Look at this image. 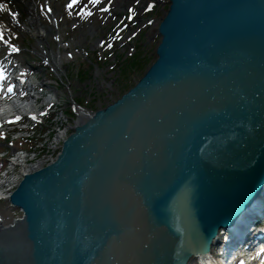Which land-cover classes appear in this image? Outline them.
<instances>
[{"label": "water", "instance_id": "obj_1", "mask_svg": "<svg viewBox=\"0 0 264 264\" xmlns=\"http://www.w3.org/2000/svg\"><path fill=\"white\" fill-rule=\"evenodd\" d=\"M158 33L134 87L14 191L0 264H187L256 200L264 0H169Z\"/></svg>", "mask_w": 264, "mask_h": 264}, {"label": "rangeland", "instance_id": "obj_2", "mask_svg": "<svg viewBox=\"0 0 264 264\" xmlns=\"http://www.w3.org/2000/svg\"><path fill=\"white\" fill-rule=\"evenodd\" d=\"M69 1L50 0L48 2L53 12L57 15V23L60 24L59 28L54 29L48 37L49 46H44L42 49L41 44L28 33V28L22 30L23 34L19 41L25 50L19 56V60L23 63H32L34 60L42 63L43 56L50 57L51 51L56 54L60 53L63 61V71H58L56 65L52 64L56 72L52 75L50 69H44L42 70L44 71L43 73L38 74V78L40 75L43 77L41 82L47 85L46 91L50 95L49 97L58 96L55 98L60 106L58 119L61 120V124L64 122V130H70L69 128L75 125L77 120L75 114L71 113L69 105L65 109V114L68 116H64V102L67 100H69V103L70 100H75L81 107L94 113L99 109L105 108L113 98H118L124 92H127L141 79L155 60V50L160 43L158 27L169 6L168 0H124L122 2L117 0L115 4L117 6L116 12L119 13V18L122 17L123 22L116 24L110 20L103 25L98 19V22L92 24L98 29V33L90 36L88 33L91 27H87L86 24L101 14L100 9L96 8L97 14L93 18L89 17L83 20L84 16L79 10L82 2H87V0H82L76 7H73L72 12H68L72 10L69 7ZM136 1L137 3H135ZM150 3L153 4V8L147 13L145 8H148ZM44 5L45 1L42 0L39 12L43 23L47 25L50 24L51 18L45 12ZM128 6H134L135 14L132 22L127 20L126 10ZM17 7L20 13L22 12L24 15V17H19V21L26 23L30 16H28L24 3H20ZM91 7L92 4H88V8ZM76 8H79V10L75 11L74 9ZM2 17H6V15L2 14ZM77 22H82L83 26H78ZM57 33L62 39L61 44H69L66 51L60 48L61 44H56L54 38L58 35ZM80 37L83 38L82 42H77ZM103 37L106 44L102 43ZM100 40L101 42L99 43ZM134 48L135 50L133 51ZM68 52L80 56H75V59L70 61L66 56ZM81 54L88 56L87 61ZM131 54L133 55L130 56ZM64 75L67 76L64 77ZM47 103L41 102L39 104L43 108ZM53 125L52 122H49L46 124V128L52 131ZM41 134L46 133L43 131ZM54 135V133H50L51 137ZM38 137L42 139L40 135H37L35 139H39ZM44 138L45 140L48 139V135L44 136ZM51 155L53 156V150L45 157H41L42 160L34 162L39 163L35 164L39 166L32 170L30 169V172H36L48 165L53 160ZM21 169L19 167L14 175H10L7 181L10 180L9 182H12L14 178L20 179ZM4 206V204H0V210L3 211ZM11 213L14 216L19 215L18 219L22 218V213L17 207H14ZM12 214L4 211V219L7 223Z\"/></svg>", "mask_w": 264, "mask_h": 264}, {"label": "bare ground", "instance_id": "obj_3", "mask_svg": "<svg viewBox=\"0 0 264 264\" xmlns=\"http://www.w3.org/2000/svg\"><path fill=\"white\" fill-rule=\"evenodd\" d=\"M124 0H120V2H122ZM20 3H24L25 7H26V11L28 13V15H30V18L28 20V33L35 37L36 40H38V42L40 44H45L47 45L48 44V37L51 35V32L54 31L55 27H57V25L55 26H45L43 25V22H42V19L40 18V15H39V11H38V4L36 3L35 0H17L16 1V5H20ZM17 5V6H18ZM3 7V8H8L9 11H12L13 13V16H16L18 14L17 11H14L13 9L15 8V5H14V2H8L7 3V0H0V8ZM145 13V12H143ZM142 13V14H143ZM135 14V12L133 14H130L129 16L133 17ZM141 14V15H142ZM57 16V15H56ZM165 16V15H164ZM164 18V17H163ZM98 33V29L95 27V26H92L90 29H89V35L90 36H94ZM58 34V33H57ZM83 38L80 37L79 40L77 42H82ZM103 40H104V37L102 38V43H103ZM101 42V40L99 41V43ZM101 43V44H102ZM135 50V48L133 49V51ZM53 62L55 63V65L57 66L58 68V71H63V64H62V59L60 56H58V54H53ZM49 101V99H48ZM11 106L12 105H8V106H2L0 107V114L4 113V112H8L10 109H11ZM16 107V106H15ZM14 107V108H15ZM13 108V109H14ZM12 109V110H13ZM31 110V109H30ZM75 110H76V114L77 115H88V113L85 111V110H82L81 108H79L78 106L75 105ZM28 108L26 107L25 110H24V114H28ZM67 132V131H66ZM57 137V140L55 141L56 142V145L55 143L52 144V146H55V147H59L62 143V141L67 137V134L63 133V134H57L56 135ZM67 140V139H66ZM15 155V154H14ZM12 155V157L14 156ZM12 157L10 158V162H9V169L8 170V173L9 171H11L12 173H15L17 167H22L21 169V177L20 179L22 178V176L24 174H31L33 172H30L33 168L35 167H38L37 165L35 164H39V163H34L36 161H40V159L38 157H35L34 154L32 157L28 158V154H18V156H16V158L12 159ZM30 163V164H29ZM34 163V164H32ZM32 164V165H31ZM30 165V166H28ZM31 169V170H30ZM8 173H5L3 177H6V175ZM4 179V178H3ZM20 179L18 178H14L12 182H9V181H5V188H3L2 192L4 193V196L5 197H8L10 194H11V191L13 188L16 187V185H18L21 181ZM2 188V186H1ZM264 191V184H263V187L262 189L260 190L259 192V195L258 197L256 198V200H254L250 206H252L253 204L256 203L257 199H259L263 194L261 192ZM264 193V192H263ZM242 202L241 199L237 200V203H240ZM13 211V210H12ZM11 211V212H12ZM18 216L19 215H16L14 217L17 218L18 220ZM12 220V219H10ZM13 221V220H12ZM0 221V228H3L5 226V224ZM16 222V219L14 222H12V225ZM236 223V220L234 222H232V224ZM231 224V225H232ZM230 225V226H231ZM227 229V226H223V227H220V229L216 232V236H214L212 238V241H211V246H210V251L208 252L207 256H194L192 258H190V260H188L187 264H213V256H214V246L215 245H218L221 237H222V233L223 231H225Z\"/></svg>", "mask_w": 264, "mask_h": 264}, {"label": "snow or ice", "instance_id": "obj_4", "mask_svg": "<svg viewBox=\"0 0 264 264\" xmlns=\"http://www.w3.org/2000/svg\"><path fill=\"white\" fill-rule=\"evenodd\" d=\"M8 90H9V91L12 90V86H11V85L8 86ZM16 119H19V117H17Z\"/></svg>", "mask_w": 264, "mask_h": 264}]
</instances>
